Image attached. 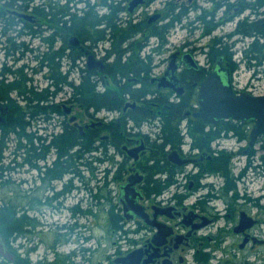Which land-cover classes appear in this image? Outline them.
<instances>
[{"label":"flooded vegetation","instance_id":"flooded-vegetation-1","mask_svg":"<svg viewBox=\"0 0 264 264\" xmlns=\"http://www.w3.org/2000/svg\"><path fill=\"white\" fill-rule=\"evenodd\" d=\"M130 1L0 0V89H7L14 81L23 95V85L36 88L33 75L44 68L47 72L42 77L53 82L56 56L65 58L71 69L80 67L94 74L109 71L110 63L118 56L124 57L127 66H133L138 57L148 64V75L135 76L133 80L137 82L123 84L133 87L146 79L151 92L161 94L165 100L166 96L184 99L187 88L196 90L192 98L195 108L185 110L189 114L184 112L181 120H192L197 129L201 127L206 133L218 128L219 136L211 139L208 146L192 147L186 134L189 144L184 151L182 134L175 150L191 161L176 164L168 159L169 152H165V160L156 161L151 154L156 135L131 132L126 125L131 120L129 116L149 112L148 127L152 129L154 122L164 116L162 105L145 102L146 96L138 101L123 95L121 105L108 110L111 116L107 123H94L87 110L81 112L71 105L65 112L61 104L60 109L69 118L82 122V130L77 128L80 135L94 129L102 131L100 144L91 146L99 154L92 166L85 161L91 155L86 153V146L56 145L50 118L36 112L42 101L50 108L49 104H54L52 98H32L31 112L24 117L39 121V128L31 134L33 143L19 149L22 161L17 165L5 168L0 160V188L11 181L18 182L20 190L10 195L31 201V209H24L21 214L13 210L17 223L8 228L13 234L8 237L6 232H0L7 250L14 255L13 261L0 256V264H120L115 260L132 251L138 264H264V136L249 145L253 123L235 122L239 131L233 132L226 128L230 120L205 123L192 116L198 108L200 83L210 71L221 67L220 74L235 92L242 91L234 82L239 60L252 70L250 77L254 72L264 74V0H177V6L167 13H142L136 19L130 16L154 0H143L132 11L128 10ZM191 10L195 16L189 24L196 23V27L190 26L189 33L200 29L199 34L194 35L192 42L169 50L161 58L162 70L152 73L151 53L160 55L164 51L168 32ZM125 27L129 28V35L121 42L119 28ZM150 38L156 40L155 45L149 42ZM206 38L207 42H203ZM145 48H150V53L143 56ZM202 52L207 61L205 67L196 56ZM29 53L37 64L22 61ZM186 53L194 65L186 62ZM172 55L177 64V86L183 88L181 94L157 88L155 80L166 72ZM74 56L82 60L80 65V59L73 60ZM89 57L93 62L100 61L102 69L92 62L94 67H89ZM7 75H14L12 81ZM104 77H110L102 75L106 83ZM242 89L254 94L247 87ZM23 96L24 102L29 99V95ZM0 107V130L4 132L9 108L1 101ZM110 127L117 129L118 138L115 131L108 132ZM111 136L116 143H110ZM228 136L243 145L229 151L221 145ZM24 137L28 142V137ZM139 146L135 155L128 153ZM249 169L255 172L248 180ZM128 178L133 182L131 190L126 189L130 191L128 199L139 206L136 211L123 198ZM26 184L30 185L23 188ZM254 185L256 192L261 193L254 194ZM65 216L69 222L62 221ZM94 229L101 233L100 238L93 235ZM31 232L36 240L30 246L15 244L16 240L29 239ZM43 232L51 235L43 238ZM91 237L95 238V246L88 245ZM106 239L109 247L102 243ZM69 242L74 245L64 250ZM33 251L40 253L35 260L29 256ZM97 251L99 258L94 257Z\"/></svg>","mask_w":264,"mask_h":264},{"label":"rangeland","instance_id":"rangeland-1","mask_svg":"<svg viewBox=\"0 0 264 264\" xmlns=\"http://www.w3.org/2000/svg\"><path fill=\"white\" fill-rule=\"evenodd\" d=\"M61 1H65V0H61ZM74 1V0H72ZM78 1V0H77ZM90 2H93L94 0H89ZM177 0H154L152 3H150L148 6H142L141 8H139L136 12L134 16H130L131 19H136L138 17L142 16V13H147V14H152L154 12H165L167 13L169 9H173V6H177L176 4ZM166 2V3H165ZM188 15H186V17L182 20V22L180 24H183V28L181 29L180 24H176L174 25V27L168 32L167 34V43L163 46L164 51L160 54H152V64H153V68H152V73H158L162 70L163 65H161L162 63V57L166 56L169 53V50H172L173 48H176L178 46H180L181 44L185 43L187 44V42H192L194 35L197 37V35L200 32V29H197L194 33H189L190 30V26L193 27V25L195 26L196 23H193L192 25L189 24V22H193L194 20V16H195V12L193 10L189 11L187 13ZM122 18L124 17V15L121 16ZM124 19V18H123ZM196 27V26H195ZM195 37V38H196ZM149 42L153 45H155L156 40H154V38H150ZM203 42H207V38L203 39ZM103 46H107L106 43H103ZM150 53V48H145V50H142V55L145 56L147 53ZM200 64L202 66H206L207 65V61H206V57L203 55V52L200 54L196 55ZM62 56H56V67L54 68V74H53V82L48 83L47 80H45L42 75H44L45 69H42V71L40 73L34 74V83L37 85L36 88H32L30 87L31 90L36 89V91L43 92L45 90H47V98H52V100L54 101V104H49L50 108H48L45 104V101L41 102V105L38 107V110L36 112H38L41 117L46 118V116H48L50 118V123L51 126L50 128L52 129V132L55 133V144H65V145H70V146H86L87 147V151L86 153H91L87 155V158H85V161L90 165L92 164H96L97 161V156H99V154L95 152V150L91 147V146H95L97 144H100V134H101V130L98 129V131L96 132V129L91 130L86 132L84 135H80L77 129V126L74 125V123H77L78 125L82 126V122H78L77 120L74 121H70L69 117L63 112V110L60 109L61 104L64 107H69L71 105L75 106L79 111L81 110V112H83L84 110H87L88 112V116L90 117L91 120L94 121V123L96 122H103V123H107V121H109V118L111 116V112H109V108H110V104H105L103 103L101 105V107L99 109L96 110L95 108V103H100L99 101H97L96 99L94 100V96L93 94H97V95H103L106 93L107 91V87L111 86V80L116 79L118 82V85H122L123 82H129V81H134L133 77H135L134 73H129L126 77H121L119 76L120 73L122 72L121 66H119L117 68V66H115V61H112L110 64L111 66L109 67V72L108 75L110 78H105L106 83L104 81H102L101 77L102 75H106L105 72L104 73H99V74H94V72L92 70H80L79 68H74L71 69L69 67V64L66 62L65 58H61ZM34 56L29 53L27 54L26 57H24V59H22V61H28L31 64H37L35 63V60H33ZM62 59L61 65L58 64V61ZM80 59L78 56H74L73 60H78ZM236 60H238V56L235 57ZM79 65L81 64L82 60H79ZM125 59L124 57L121 58V62L124 63ZM21 63V62H19ZM18 63V64H19ZM160 63V64H159ZM69 67V68H68ZM121 69V70H120ZM69 70H71L70 72H68ZM114 72V74L112 73ZM252 70L250 69H246L242 63L241 60H239L238 63V68L237 70L234 72V82H235V86L237 89H241L243 87H247L251 92H253L254 94H261L264 93V74H259L254 72L252 77H250ZM26 73V72H24ZM28 74V73H27ZM113 74V75H112ZM261 78L260 80L257 78ZM14 78V75H7V79H9L8 81H12V79ZM112 78V79H111ZM139 79V78H138ZM137 82V81H134ZM253 83L254 86L250 87L249 84ZM11 86H9L7 89H0V96L3 97V100L1 101L2 105L8 106L9 108V113L7 114V119L5 120V124H6V131L2 132L0 130V143H1V151H0V160L3 162V166H11L12 164L17 165V162H21L22 161V157L19 156V152H20V148L22 147V145H31L33 143V141H29L27 142V140L25 139L24 135H22L21 137H18L16 135V133L14 132V127L15 129H18L17 124L14 125L13 123V118L14 117H18L17 114L22 113L24 116H26V114H30L29 112H31L32 108L28 107V104H26V101L24 102L22 96L25 95H21L19 88H17L16 83H14V81L9 83ZM125 84V83H124ZM132 86V85H131ZM136 90H139V92L143 91L142 87H140L141 85L137 84L134 85ZM133 86V87H134ZM132 87V88H133ZM90 93L93 94H86L85 92H83L84 89H88ZM19 91V92H18ZM194 89L192 90V88H187L186 92L189 96L192 95ZM28 94V93H26ZM85 94V95H84ZM30 95V94H29ZM96 95V96H97ZM13 97V98H12ZM18 97V99H16ZM24 97V96H23ZM30 97V96H29ZM146 97L148 98L147 100H145V102H152V103H158L160 102L161 104H163L162 106H172V107H176L177 104L181 103L183 110L185 112V110H190L191 108H195V104H190V102H187L184 99H176L172 97H169L168 101H165L164 97L161 94H157V93H153L150 95H146ZM22 100V101H21ZM189 100V99H188ZM12 101V102H11ZM86 101H94L91 104H87L85 103ZM129 102V101H128ZM186 104V105H185ZM31 106V104H30ZM167 109V108H166ZM12 110V111H11ZM16 111V112H15ZM26 111V112H25ZM25 112V114H24ZM22 114H20V119L22 117ZM137 117L135 119H131L128 120L127 122V129H129L131 132H139V133H146V134H150L151 136L154 137V135H156L157 140L153 141L152 143L154 144V148L158 147V145L161 143L162 138H161V133L162 130L164 128V126H166V124H170L171 121H169V117L170 115H164L166 117L165 120H161L157 119L154 122V125L152 127V129H150L148 127V122L149 120H147V116H149L148 114H146V112H141L140 115H136ZM142 117V118H141ZM93 118V119H92ZM25 121L27 122L24 128V131L27 134H32L37 128H39V121H36L35 119H26V117L24 118ZM69 119V120H68ZM88 119V118H87ZM86 117L85 122H86ZM129 119V118H128ZM147 120V121H146ZM174 124V123H173ZM172 124L171 128L174 126ZM170 126V125H169ZM168 126V127H169ZM177 129L176 131L178 133H180L181 135L183 134L184 136V141H185V145L183 147L184 151H187L188 149V142L189 139L188 137H186L187 134V120H181L178 124H176ZM173 128H176L175 126ZM175 130V129H174ZM115 131V135L117 137V129L115 127H110L109 128V133L112 134ZM189 136V135H188ZM118 138V137H117ZM110 143H116V138L115 137H110ZM264 142V140H263ZM187 144V145H186ZM261 144L257 143L256 146H259ZM221 145L225 146L226 149L230 150H235L238 147H241L243 145V143L241 142H237L235 140L234 137H226L225 139L222 140ZM172 144L170 145L168 143V145H166L165 147V151L166 152H171L172 150H177V148H172L171 147ZM154 148L152 147V150H154ZM20 149V150H19ZM89 149V150H88ZM259 150V149H258ZM156 158V159H155ZM153 160H157L159 159V156H154L152 157ZM76 161H80L78 159H74ZM84 161V159H82ZM249 174H248V180L251 178V174L254 173V169L250 170L249 169ZM252 171V172H251ZM13 177V176H12ZM264 178V177H263ZM30 185V184H29ZM29 185H25L23 188H28ZM255 186L254 188H252L254 194L257 193H261V192H256L257 190H255ZM17 190H20V186L19 183L16 181H11L10 183H7L6 186H3L2 188H0V209H5L8 207H12L13 210L19 212V214H21L20 212L24 209H31V201H28L26 199H22V198H18L15 195L13 197H11L12 195H10V192H15ZM263 190H264V184H263ZM264 193V191H263ZM31 218V217H30ZM69 217L65 216L63 218V222H69ZM262 228H263V236H264V222L262 224ZM50 233V232H49ZM47 232H43L42 236L43 238H46L47 236L49 237L51 234H49ZM74 233V232H73ZM93 235H95V237H99L101 236V233L98 232L97 229H94L92 231ZM74 235V234H73ZM74 236L70 237L71 239ZM34 235L31 232L29 235V239H20V240H16L15 244H17L18 242H21L23 244L24 247H28L33 243L34 240ZM36 240V239H35ZM110 240V239H109ZM124 239L121 238L119 239V241L122 243ZM102 243H105V246L110 245V242H108V240H104ZM74 244L72 242H69L68 244H66V246L64 247V250H69L72 248ZM88 245L90 246H95L96 245V241L94 237H91V240L89 241ZM104 245V244H103ZM264 250V247H263ZM19 251H22V249H19ZM41 252V250L39 251ZM40 253H37V251H33L29 254L30 258L32 260L37 259V256H39ZM99 254L100 252L97 251V253L94 254V257H98L99 258Z\"/></svg>","mask_w":264,"mask_h":264},{"label":"water","instance_id":"water-1","mask_svg":"<svg viewBox=\"0 0 264 264\" xmlns=\"http://www.w3.org/2000/svg\"><path fill=\"white\" fill-rule=\"evenodd\" d=\"M143 0H131L128 4V10L132 11ZM184 59L188 63H192L193 60L191 56L186 53L184 54ZM89 67H99L102 69V63L99 61H94L92 57L88 58ZM93 63L94 66L90 64ZM194 65V62H193ZM177 64L174 62V55H172V60L170 61L166 72L160 78H156L158 81L157 88H169L172 91L181 94L183 92L182 87H178V79L175 75V70ZM222 71L221 67H218L215 70L210 71L207 76L202 80L199 86L198 94V108L193 111L192 116L199 118L205 123H216L218 121L230 120L239 123H253V128L249 134V145L253 144L256 138L264 136V93L261 94H251L247 91H233L230 83L227 81L224 75L222 76L220 72ZM154 80V79H153ZM127 103L126 105H129ZM132 106L134 104H131ZM2 108V107H0ZM69 107H64L65 112H69ZM1 112V110H0ZM189 112H185V115H188ZM70 121H74L75 117H70ZM94 124V123H92ZM79 130H82L83 126L74 123ZM141 146L134 149L128 150L129 154H134L140 150ZM136 158V156H135ZM168 159L176 164H184L190 159L182 158L176 150H172L168 154ZM129 183L123 187L124 199H127L129 207L133 210H137L139 206L133 205L132 202L128 199L129 192L126 189L131 190L133 182L128 178ZM126 202L122 201L124 208L127 210ZM140 209V208H139ZM125 210V211H126ZM139 217L144 218L145 221L149 224H152L151 221L146 219V216L143 213H138ZM125 219L129 220L130 216L124 215ZM250 225V224H249ZM134 251L128 253L127 255L117 258L116 263L120 264H129L128 262L134 263ZM0 256L5 258L8 261L14 260V255L7 250L5 241L0 233ZM138 260H136V264Z\"/></svg>","mask_w":264,"mask_h":264},{"label":"trees","instance_id":"trees-1","mask_svg":"<svg viewBox=\"0 0 264 264\" xmlns=\"http://www.w3.org/2000/svg\"><path fill=\"white\" fill-rule=\"evenodd\" d=\"M103 1H106V0H103ZM135 30H138V28L135 27ZM128 35H129V28L128 27L119 28V39L121 40V42ZM115 66H117V68L119 66H121L122 72L119 75L121 77H126L129 73H134L135 76H139V75H143V74L148 75V73H149L148 64L143 62L142 60L138 59V57L136 58V61H135L133 66H131V65L127 66L126 63L121 62V57L118 56V58L115 61ZM108 72L109 71L107 70L105 72V74L109 77ZM112 73L114 74V72H112ZM54 76H55V74H54ZM52 77H53V75H52ZM117 82L118 81L116 79H114V80L112 79L111 80L112 85L107 87V91L103 95H97V94L90 93L89 88L84 89L82 93L85 92L86 94L95 95L94 100L96 99L97 101L100 102V103H95L94 101H92L95 104L96 110L99 109L103 103H105V104L109 103L111 105L109 109H113V108H116L117 106H120L121 103L124 101L123 95L124 96L129 95V97L131 99H135V100L139 101V99L144 98L147 95V93L152 94L151 90L149 89V85L147 84L146 79L142 80V85L140 87H142L143 91H141V92H139V90H136L135 87L132 88V86L129 83H125L123 85H118ZM195 91L196 90L193 91L191 96H189L186 92L185 100L187 102H190V104L193 103L192 98L196 94ZM21 93L25 94V95L30 94L29 99L28 98L26 99V104H28L29 108H32V105L30 106L31 102L33 101L32 98H35V97H40V98L43 97L44 98V97H46L47 90L39 93L38 91H35L34 89L31 90L30 88H27L26 86L23 85V87L21 88ZM26 93H28V94H26ZM0 100H3L2 96H0ZM23 100H24V98H23ZM165 101H168L167 96H166ZM92 102L86 101L85 103H87L89 105ZM181 103L177 104L176 107H172V106L168 105V107L164 106L162 108L163 115H166V113H167V115L171 114V116H168L170 119L169 121H171V122L169 124L170 126L168 124H166V126H164L162 133H161L162 141L158 145V147L154 148V146H153L154 144L153 143L151 144L152 145L151 148L152 147L154 148V150L151 153L152 157L159 156V159H157L156 161L165 160V152H166L165 147H166V145H168V143L170 145L172 144V146H171L172 148H177V149L179 148V146L181 144L182 136L180 133H178L176 131V129H177L176 124H178L181 121L182 114L184 113V110H183ZM157 104L163 105L160 102H158ZM25 112H24V114H25ZM146 114L150 115L149 112H146ZM17 115H19V114H17ZM136 115H140V113H136L135 116L131 115L129 117H131V119L133 120L137 117ZM24 118L25 117L23 114H22L21 120H19L20 117H17V116L13 118L14 125L17 124V126L19 128V130H18V129H15V126H13L14 132L16 133V135L18 137H21L22 135H24V136L28 137L29 141H32V135L27 134L24 131L25 125L27 123ZM146 119H148V116ZM165 119H166V117L163 116V120H165ZM172 124L176 128H173L174 126L171 128ZM226 124L228 125V127H226L228 130H231L233 132L239 131L238 125L235 122L229 121V122H226ZM219 133L220 132H219L218 128H217V130H211L210 132L206 133L204 130L202 131L201 127L199 129H197L195 122H193L192 120L187 121V134L189 135V137L191 138V140L193 142L192 147L202 146V145L208 146V142L211 139L218 137ZM1 146L2 145L0 143V151H1ZM8 206H6L7 208H5L4 210L0 209V232H6L7 236L9 237L13 234V230H10L8 228H10L9 226H11V225L14 226V224L17 223V218H15V216L12 215V212H13L12 207H8ZM4 214H8L9 216H5ZM4 217H5V219L7 218L6 221L4 220ZM21 218H23V216ZM21 218H20V220L19 219L18 220L22 223ZM24 219H26V218H24ZM16 231H18V229H16ZM15 234H18V232Z\"/></svg>","mask_w":264,"mask_h":264},{"label":"bare ground","instance_id":"bare-ground-1","mask_svg":"<svg viewBox=\"0 0 264 264\" xmlns=\"http://www.w3.org/2000/svg\"><path fill=\"white\" fill-rule=\"evenodd\" d=\"M171 92V91H170Z\"/></svg>","mask_w":264,"mask_h":264}]
</instances>
